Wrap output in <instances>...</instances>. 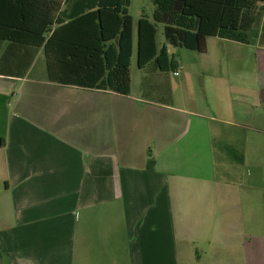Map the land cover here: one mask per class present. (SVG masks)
I'll use <instances>...</instances> for the list:
<instances>
[{"label":"crops","instance_id":"crops-1","mask_svg":"<svg viewBox=\"0 0 264 264\" xmlns=\"http://www.w3.org/2000/svg\"><path fill=\"white\" fill-rule=\"evenodd\" d=\"M143 17L127 96L1 45L0 264H264V42L210 37L185 66L166 45L180 67L162 72L141 62Z\"/></svg>","mask_w":264,"mask_h":264},{"label":"trees","instance_id":"trees-1","mask_svg":"<svg viewBox=\"0 0 264 264\" xmlns=\"http://www.w3.org/2000/svg\"><path fill=\"white\" fill-rule=\"evenodd\" d=\"M153 22L140 21L141 62L152 57L162 72H175L179 62L164 45L154 55L158 24L168 44L204 53L217 37L245 45L264 42L258 6L264 0H152ZM131 0H0V48L43 49L48 79L62 85L131 92L134 39L123 36ZM156 161L150 152L148 169Z\"/></svg>","mask_w":264,"mask_h":264},{"label":"rangeland","instance_id":"rangeland-1","mask_svg":"<svg viewBox=\"0 0 264 264\" xmlns=\"http://www.w3.org/2000/svg\"><path fill=\"white\" fill-rule=\"evenodd\" d=\"M264 5L260 4L258 6V27L261 28L262 26V13ZM129 15L127 17L125 27L123 30V36L126 35L127 32L132 33L131 36L133 39H135V45H134V58H133V76H134V90L135 93L137 91V86L141 82V73H139V69L137 66V30H138V22L139 19L142 16H146L149 19H153L154 13L156 11V6L153 3L152 0H131V6L129 8ZM158 44L159 47L162 48L164 45H168L172 52H175V56L178 59V61L182 65H186L188 63L189 65H194V58L200 56L199 52L196 51H190L184 48H175L168 44L165 35H164V25L158 24ZM176 50L179 52V54L176 52ZM251 70H255L254 61L253 64L250 65ZM250 69V68H249ZM256 208L259 210V216L261 218V223L256 225V234H254L253 242L256 247H259L261 249L263 262H264V191H256ZM182 264H186V255L184 256V260L182 259Z\"/></svg>","mask_w":264,"mask_h":264},{"label":"built area","instance_id":"built-area-1","mask_svg":"<svg viewBox=\"0 0 264 264\" xmlns=\"http://www.w3.org/2000/svg\"><path fill=\"white\" fill-rule=\"evenodd\" d=\"M176 75H178V73L176 72Z\"/></svg>","mask_w":264,"mask_h":264}]
</instances>
